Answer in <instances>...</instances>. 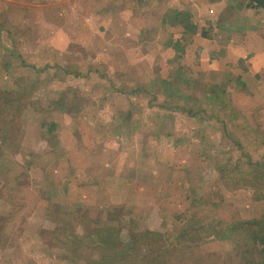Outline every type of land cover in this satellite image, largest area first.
<instances>
[{
	"label": "rangeland",
	"instance_id": "374dc122",
	"mask_svg": "<svg viewBox=\"0 0 264 264\" xmlns=\"http://www.w3.org/2000/svg\"><path fill=\"white\" fill-rule=\"evenodd\" d=\"M255 57L264 63V8L237 0H0V98L15 97L0 127L15 117L20 138L0 149L9 155L0 151V215L25 219L0 264L98 261L107 236L89 231L107 224L123 246L143 233L165 252L162 264H177V246L180 264H239L251 247L243 229L210 234L219 220L264 231V197L227 185L218 168L263 162ZM164 81L182 92L170 96ZM85 233L92 239L80 242Z\"/></svg>",
	"mask_w": 264,
	"mask_h": 264
},
{
	"label": "trees",
	"instance_id": "16d2710c",
	"mask_svg": "<svg viewBox=\"0 0 264 264\" xmlns=\"http://www.w3.org/2000/svg\"><path fill=\"white\" fill-rule=\"evenodd\" d=\"M237 3L239 8H243V7L252 8V9L264 8V0H237ZM169 16L172 17L176 23H179L183 27L185 32L186 31L187 32L190 31L194 33L197 32V25L190 21V17H191L190 14H186L183 11L175 10L173 15H169ZM201 35L204 37H210L211 33L208 30L206 31V29H202ZM163 83L165 84L164 89L167 92L172 93L169 94L172 97H176L182 92V89L180 88L170 89L169 86L175 87L174 83L170 81H164ZM212 87L213 86H211V88ZM12 95L13 93L5 92L4 96H2L3 98L2 97L0 98V117H2L3 114L7 115L10 112L11 105L15 102V97H12ZM17 99H19V102H21L22 100L21 97H18ZM175 108H182V107L180 105H176ZM185 108L190 116L193 117L198 116L199 112H195L192 107L186 106ZM18 109L21 108L18 107ZM200 111L204 112L207 111V109L201 108ZM200 119L204 120V117H200ZM14 122H15V117L11 120V124L9 128H7L6 126L0 127V131L2 133L0 136V149L3 147L4 144L8 146H14L15 144L18 143L20 138L18 137V135H16L17 128H15V125L13 124ZM46 126L48 130H52L55 128L56 125L54 122H49L46 123ZM0 151H1V157L4 158V155L6 156L7 154L6 151L5 150H0ZM218 168L221 171V173L227 174V177L230 178V180L226 182L227 185L229 182V184H232L234 186L233 188L235 189L242 188L243 186H249L251 189L254 190L257 199H261L264 197V193H263L264 192V158H263V162H260V160L258 159L253 160L252 156H248L246 157V159L241 158L235 161L233 165V170L227 169V167H222L220 165L218 166ZM16 205H17V200L16 197L14 196L13 199H11V206L16 207ZM200 205L201 203H199V206ZM205 207L206 205L204 204L202 208ZM22 216L23 215H17V217H13V216L6 217L0 215V249L5 248V246L8 245V243H10L9 239L12 238V237L10 238V236L12 232L14 234L15 228H17V222H21L25 220ZM29 218L30 216L28 217V219ZM13 222H15L16 224ZM9 226L13 227L10 233L7 232ZM248 227H255V228L252 230L249 229ZM260 228L261 225L256 222L251 223L250 221L241 220V219H239L238 221H231L226 223L222 220H219L217 229L213 234H210V238L211 239L228 238L233 236L234 231L243 229V233L247 236L248 239L247 244L250 245L251 247L245 248L239 254L241 257V261L239 264H264V231H259ZM107 229L110 231L109 235L104 233V231ZM97 231H99L102 234V236L106 235L107 237H105L106 239H104L105 240L104 242H101L100 239L99 241H97V245L101 244V247L98 248L101 251L100 259L98 261L90 260L89 264H162V262H166L162 259L164 258V254H165L163 249H161V247L158 248L157 246L154 245H150V247H148L149 239L148 237L145 238L143 233L140 234L134 231H130L129 237H130L131 245L123 246V243L120 240V236H119L120 235L119 229L117 227H113V226L108 227L107 224L104 227H100V229L94 228L89 232L94 233ZM188 233L189 232H186L184 235H182L181 240L179 242L188 240L187 238ZM78 236L80 238V242H84L86 238L90 237V233H85ZM160 246H165V244L162 243L160 244ZM187 246H189V244L184 245L183 247H187ZM176 249L180 251L179 253L180 255L177 261V264H180L181 261H184V259H182L184 256L182 258L181 256L185 255V253L182 250V247L180 246L175 247V250ZM116 255H119L118 258Z\"/></svg>",
	"mask_w": 264,
	"mask_h": 264
},
{
	"label": "crops",
	"instance_id": "0c3cea01",
	"mask_svg": "<svg viewBox=\"0 0 264 264\" xmlns=\"http://www.w3.org/2000/svg\"><path fill=\"white\" fill-rule=\"evenodd\" d=\"M264 58V57H263ZM262 61V59H258V57H255L253 59H251V62L253 64V67L255 68V74L259 73L261 68L264 66V63H260ZM250 71V70H249ZM34 216H32L31 220L33 219ZM40 230V229H39Z\"/></svg>",
	"mask_w": 264,
	"mask_h": 264
}]
</instances>
